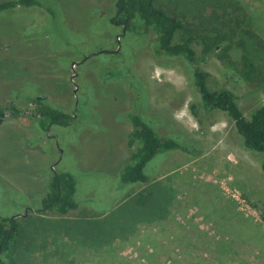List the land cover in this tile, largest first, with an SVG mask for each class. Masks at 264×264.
I'll return each instance as SVG.
<instances>
[{"label":"rangeland","instance_id":"rangeland-1","mask_svg":"<svg viewBox=\"0 0 264 264\" xmlns=\"http://www.w3.org/2000/svg\"><path fill=\"white\" fill-rule=\"evenodd\" d=\"M38 2L0 12V217H16L21 228L7 261L264 264V154L245 148L233 122L222 126L225 112L205 108L191 67L159 57L154 37L113 25L116 0ZM158 2L194 23L215 17L212 0ZM245 55L260 86L240 73ZM230 58L234 65L208 55L198 67L211 89H231L250 118L264 105V49L236 45ZM33 97L72 121L43 132ZM133 115L179 144L148 163V185L121 180ZM60 172L76 182L78 208L67 215L40 210ZM154 187L160 192L150 196ZM155 243L165 246L149 262Z\"/></svg>","mask_w":264,"mask_h":264},{"label":"trees","instance_id":"trees-1","mask_svg":"<svg viewBox=\"0 0 264 264\" xmlns=\"http://www.w3.org/2000/svg\"><path fill=\"white\" fill-rule=\"evenodd\" d=\"M258 1V4H254L242 0H212L210 6L215 17L213 22L208 24L200 20L194 23L188 19V13L165 8L158 0H116L115 11L110 21L123 31L146 35L148 40L154 37L156 47L154 51L159 57L163 55L176 57L191 67L195 87L201 95L205 108L225 112L233 122L236 132L242 136L245 148L264 154V105L258 107L251 117L247 118L238 104L236 94L228 88L211 89L208 84L209 73L198 67L199 60L204 61L212 54L223 61H228L229 65H234L235 62L230 58V50L236 45L247 49L249 47L264 49V39L259 35L261 30L258 24L260 19H264V0ZM228 4H230V12L226 10ZM19 6L42 8L38 0H3L0 2V12L13 10ZM215 19L223 22L217 24ZM117 38L120 39V36ZM246 43L249 46L246 47ZM195 44L201 45L202 53L206 54L202 59L199 58ZM242 60L244 66L240 71L242 77L250 83L259 85L262 80H259L260 76L257 75L259 72L256 61L247 55ZM30 101L36 104L33 114L40 120L43 132H47L53 125L65 126L72 121V115L58 107L34 97ZM129 122L132 131L128 134L127 144L132 150L129 163L121 173V180L126 184L148 185L153 182V178L145 172L148 163L163 151L179 148V144L174 139L158 134L138 115L131 116ZM261 168L264 172V158ZM155 188L157 187L153 188L155 192L151 191L150 196L154 193L159 194V189L157 188L156 191ZM76 192V182L71 173H55L40 210L67 215L78 208ZM143 199V196L139 197L141 204L145 203ZM20 230L16 217H0V264H10L6 254L18 239ZM159 244H152L153 252L147 257L149 262L162 252V249L158 248ZM160 245L163 248L165 246ZM220 247L225 253L227 247L223 244ZM186 264L202 263L187 262Z\"/></svg>","mask_w":264,"mask_h":264},{"label":"crops","instance_id":"crops-1","mask_svg":"<svg viewBox=\"0 0 264 264\" xmlns=\"http://www.w3.org/2000/svg\"><path fill=\"white\" fill-rule=\"evenodd\" d=\"M17 8H24V7H23V6H19V7H17ZM25 8H27V7H25ZM28 9H30V8H28ZM257 66H258V65H257ZM258 86H260V84H259ZM258 86H257V88H259ZM229 122H232V121H230L229 118H228V122H227L226 120H223L222 123H223L224 125H222V126L225 128V127H226V123H227V125H228Z\"/></svg>","mask_w":264,"mask_h":264}]
</instances>
